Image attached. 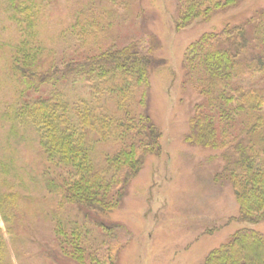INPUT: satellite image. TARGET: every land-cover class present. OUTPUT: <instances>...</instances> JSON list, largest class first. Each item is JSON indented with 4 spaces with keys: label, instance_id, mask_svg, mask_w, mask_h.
<instances>
[{
    "label": "trees",
    "instance_id": "trees-1",
    "mask_svg": "<svg viewBox=\"0 0 264 264\" xmlns=\"http://www.w3.org/2000/svg\"><path fill=\"white\" fill-rule=\"evenodd\" d=\"M53 1L0 0V27L10 23L14 32L1 44L0 54V88L7 95L0 110L5 149L16 151L29 136L38 143V181L52 196L49 208H41L51 226V255L78 264H116L121 225L100 216L120 208L145 157L162 152V131L149 112V90L151 73L165 67L166 60L142 38L118 44L120 36L111 31L116 9L96 8L91 0L61 32L70 45L62 61L54 60L40 32ZM241 1L179 0L177 27ZM184 66L200 96L186 141L222 150V175L233 187L238 217L264 221V9L248 23L202 34L188 47ZM248 76H259L263 83L246 85ZM78 86L82 93L76 92ZM100 144L112 148L100 153ZM12 161L5 159L3 174H9ZM4 184L10 187L7 179ZM18 195L0 190V212L14 247L17 242L34 246L31 233L38 228L21 221ZM16 254L20 264H27L23 252ZM35 257L47 256L38 250ZM0 264H13L1 227ZM205 264H264V233L238 229L207 255Z\"/></svg>",
    "mask_w": 264,
    "mask_h": 264
},
{
    "label": "rangeland",
    "instance_id": "rangeland-1",
    "mask_svg": "<svg viewBox=\"0 0 264 264\" xmlns=\"http://www.w3.org/2000/svg\"><path fill=\"white\" fill-rule=\"evenodd\" d=\"M87 1L55 0L47 7L40 21V32L45 45L54 50V60L62 61L67 55L64 48L70 44L60 34L72 23L75 11ZM92 1L96 8L116 9L111 31L112 35L120 36L118 44L142 38L144 43L154 46L156 56L166 60L165 67L151 73L149 90V112L162 131V152L145 157L142 170L131 181L120 208L100 216L108 224L121 225L116 235L120 246L116 264H205L207 255L238 229L250 227L264 233V221L255 223L238 217L239 205L233 187L222 175V150L186 141L200 96L187 80L184 66L188 47L202 34L248 23L256 12L264 9V0H242L236 6L215 9L208 18H199L182 28L177 27L179 0H135L127 6L120 0ZM5 24L6 28L0 27V54L1 44L9 42V36L14 34L12 25ZM243 81L246 85L263 83L259 76H248ZM78 87L76 92L82 93L81 86ZM5 92L0 88V110L5 105L2 99L7 98ZM4 133L0 128V144L4 145L0 149V190L19 193L21 221L36 223L38 228L31 233L36 241L34 246L17 242L14 247L0 212V227L9 245V257L13 264H20L18 251L23 252L22 259L27 264H78L59 253L51 255V226L41 208H49L52 196L38 181V143L29 136L15 146L16 151L7 153ZM110 147L100 144L98 150L102 153L101 150ZM7 158L13 159L8 175L1 168ZM6 179L10 187L4 184ZM38 250L46 254L45 260L35 257Z\"/></svg>",
    "mask_w": 264,
    "mask_h": 264
}]
</instances>
